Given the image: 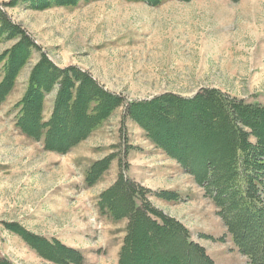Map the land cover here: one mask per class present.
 Returning a JSON list of instances; mask_svg holds the SVG:
<instances>
[{
	"label": "rangeland",
	"instance_id": "1",
	"mask_svg": "<svg viewBox=\"0 0 264 264\" xmlns=\"http://www.w3.org/2000/svg\"><path fill=\"white\" fill-rule=\"evenodd\" d=\"M9 1L0 0L8 17L40 46V51L52 62L61 68L73 65L88 71L105 89L122 95L126 103L67 153L45 150L42 141L28 137L17 126L19 102L26 92L31 70L41 58V53L34 51L33 57L17 76L12 91L0 102V257L8 258L13 264H56L31 258L32 247L21 236L8 230L4 222L19 220L23 224L26 217L37 216L40 208H45L49 214L53 213L52 207L57 206L63 213L59 224L67 230H62L65 233L72 231L73 220L84 223L89 218L90 224L94 223L93 219L101 221L94 213L101 212L97 199L105 190L104 184L120 170V165H124L127 176L145 187L154 185L153 173L157 175L168 168L169 175L173 177L165 182L166 185L193 193L190 197L194 200L184 202L181 195L182 202L167 212L166 200L156 196V192L162 189L153 191L146 187L151 191L149 198L153 204L183 221L192 240L199 242L204 236L201 231L207 228L216 232L212 231L217 229L214 220L223 226L213 201H200L199 196L204 191L193 176L176 160L162 155L163 150L146 135L144 129L123 115L127 103L132 101L150 100L164 93L186 97L195 95L201 89L194 86L203 81L201 59L205 54L202 47L207 48L206 45H212L213 41L224 36L238 39L241 46H246L247 52L252 54L255 50L253 43H245V39H252L255 27L256 35L264 36V7L260 5L264 0H243L253 4L250 7H256L247 12L240 11L239 30L231 34L224 29L215 30L219 20L209 13L207 6L195 3L215 0H163L158 5L144 0H81L75 6L53 4L42 7L28 3L2 6ZM17 40L0 41V55ZM240 69L248 70L243 65ZM212 70L215 72L217 68ZM245 72L241 74L239 88L221 91L239 99L264 103L263 63L257 60L256 66L251 64ZM225 77L227 81V73ZM55 95L56 90L45 98V120L51 116ZM111 154L115 157L111 159L109 169L98 182L88 185L86 174L89 167ZM134 157L139 163L132 169L130 160ZM56 183L60 184L53 188ZM83 197L86 198L85 203L80 208L78 199ZM84 213H89V216ZM89 223L80 230L91 229L92 235L89 231L87 236L83 234L81 240H77L76 246L71 243L75 249L81 250L84 256L82 264H94L101 259L106 264H116V252L112 249L121 242L124 231L125 237L127 223L119 222L118 226L106 232L112 237L108 239L113 244L112 248L94 242L96 232ZM49 230L57 229L52 224ZM224 235L225 239L230 235L234 243L227 228L217 241H222L219 238ZM64 237L68 243L72 239L71 236ZM234 245H224L217 264H250Z\"/></svg>",
	"mask_w": 264,
	"mask_h": 264
},
{
	"label": "trees",
	"instance_id": "2",
	"mask_svg": "<svg viewBox=\"0 0 264 264\" xmlns=\"http://www.w3.org/2000/svg\"><path fill=\"white\" fill-rule=\"evenodd\" d=\"M80 1L11 0L2 6H75ZM144 1L158 5L163 0ZM4 39L18 40L0 55V102L10 94L34 51L41 53L19 102L17 126L28 137L42 141L45 150L67 153L126 103L88 71L57 66L0 5V41ZM54 90L53 110L45 120V98ZM123 118L139 124L166 155L193 176L249 263L264 264V103L203 88L191 97L164 93L129 102ZM114 157L111 154L89 167L88 185L100 180ZM123 167L120 165L117 179L98 199L102 214L127 219L119 264H215L204 246L192 240L188 228L155 206L149 198L151 191L127 176ZM156 196L181 200L173 190H160ZM4 225L47 260L56 264L84 261L79 250L56 238L31 233L18 222ZM225 236L219 240L224 241ZM0 264L13 263L0 257Z\"/></svg>",
	"mask_w": 264,
	"mask_h": 264
},
{
	"label": "crops",
	"instance_id": "3",
	"mask_svg": "<svg viewBox=\"0 0 264 264\" xmlns=\"http://www.w3.org/2000/svg\"><path fill=\"white\" fill-rule=\"evenodd\" d=\"M195 3L201 6H207L209 13L219 20L218 25L214 27L215 30L224 29L226 30L227 33L229 32L230 34L233 33L235 30H239L237 29V24L241 18L240 11L247 12L256 7V6L250 7V6H253V4H249V2L243 1V0H239L237 2L230 1V0H221V1L215 0V1H209V2L200 1V2H195ZM257 4L258 3H256V5ZM260 5L261 7H264V4L263 5L260 4ZM244 14L246 18V13ZM212 31L214 32L213 29ZM256 31L257 30L255 27L253 31L254 34L252 35V39H245V43H248V44H250L251 42L253 43L255 50L253 51L252 54L247 52L246 46H243V47L241 46V41L239 42L238 39H233L231 37L229 38L228 36H224L222 37V39L213 41V44L210 43L212 45H206L207 48H204L201 46L203 48V53L205 54V57L204 58L202 57L201 59L202 60L201 74L203 75V81L199 84H196L194 88L195 89L215 88V89H220L223 91L230 90V89H236V88H239L238 84L241 79V74H246L245 71L249 70L251 64L256 66V62L258 60L261 64L263 63V66H264V36L260 37L256 35ZM235 40H236V43H235ZM226 59L228 60L226 61ZM241 65H243L244 68H248V70H244V69L241 70L240 69ZM216 68L217 70H215V72H212L214 71L212 69H216ZM223 68H231L232 70L225 71ZM226 73L228 76L227 81L225 77ZM162 155L166 156L163 151H162ZM138 163L139 162H138L137 157L132 158L130 160L131 168L133 169V165L137 166L136 164ZM169 166L174 168L173 165H169ZM118 171L119 169L117 170V174H115L113 179H111L108 183L104 184L103 190L115 182V180L118 177V173H119ZM169 173L170 171L168 168H165L164 171H161L160 174H157L159 176L154 175L155 173H153L152 177H154L156 181L152 182V184L154 185H146V187H151L153 191H156L157 189L176 191L180 195H182L184 202L192 201V199L194 200V198L190 197L192 196L193 193L191 194V193H187L184 190L182 191L181 189H178L177 187L171 184L166 185L165 182L171 180L170 178L173 177L172 175H169ZM58 184L60 183H56L53 188H55ZM203 194L199 196L200 201L209 200L207 197L205 196L203 197L202 196ZM45 197H47V194ZM83 198L84 199L82 200L78 199V205L80 208H81V205H84L85 203L84 200L86 198L85 197ZM165 202L166 204L168 203V206L165 207L166 208L165 211L169 212V210L173 209V206L179 205L182 202V199L179 201H167L166 200ZM44 209L45 208H40V212L38 211L37 216H33L34 214L33 215L31 214L32 215L31 217L29 216L26 217L23 224L19 220H16V221L22 224L31 233L44 236L48 239L55 237L59 239L63 244H66L71 247H74V245L76 246L77 240L80 241L83 234L87 236L88 232L91 231V229H89L88 231L86 229L85 231L80 230L81 228L82 229L86 228V223L87 222L89 223V218H86V222L84 223H79L78 221L73 220L72 231H70L69 233H65L63 232L65 229L62 226L60 227V224H59L60 221L63 220L62 219L63 213L60 212L61 207L60 206L52 207V209H54L53 213L50 212L49 214H48V211ZM82 210L86 212L88 211L87 208L85 207H82ZM94 213H96L101 218L102 226L104 225L102 230L98 231V234H97L96 230L98 229L96 228V225L92 222L91 224L89 223V227L91 226L92 230L96 232L97 237L94 242L97 243L99 246H106L108 248H112L113 247L112 242H108V239L112 237L111 236L109 237L106 234V232L111 231L113 229V226H118L119 222L124 221L127 223V219L124 218L121 220H114L107 215H103L100 211L94 212ZM85 214L86 216H89V213H84V215ZM214 221L217 225L215 228L217 229H212V231L216 230V232H210L211 231L210 228H207L201 231V233L204 234V236H202L199 239V243L202 246H204L207 253L212 257L215 264H217V259L221 258L220 251L224 250V245L229 244V243L234 245V243L232 242V238L230 235L226 237L224 242L217 241L218 237L226 233V228L224 224L223 226L218 224L217 222L218 220L217 221L214 220ZM75 223H76V226H75ZM52 224L53 226H56L57 230L55 231L49 230ZM105 234H106V237H105ZM124 234H125V231L121 233L122 235L121 242H118V245L114 249H112V251L115 250L116 252V256L114 257L115 258L114 262H116V264H119V252H120V249L123 243ZM91 235H92V231H91ZM64 236H71L72 239H70L69 243L68 241L65 240L66 237ZM71 243H74V245H72ZM234 246L236 247V245ZM84 248L85 247H80V249H84ZM30 250H31L30 251L31 258L41 259L45 263L51 262L49 260L44 259L42 256H40L38 252L35 251V249L31 248ZM86 256L89 257L90 255L87 254ZM243 256H244L243 258H246L248 260V258L245 255ZM94 264H106V262L104 259H101L95 262Z\"/></svg>",
	"mask_w": 264,
	"mask_h": 264
},
{
	"label": "built area",
	"instance_id": "4",
	"mask_svg": "<svg viewBox=\"0 0 264 264\" xmlns=\"http://www.w3.org/2000/svg\"><path fill=\"white\" fill-rule=\"evenodd\" d=\"M93 221H94V223L96 224L97 229H98V230H101V229H102V224H101V222H100V221H97L96 219H93Z\"/></svg>",
	"mask_w": 264,
	"mask_h": 264
},
{
	"label": "bare ground",
	"instance_id": "5",
	"mask_svg": "<svg viewBox=\"0 0 264 264\" xmlns=\"http://www.w3.org/2000/svg\"><path fill=\"white\" fill-rule=\"evenodd\" d=\"M171 255V254H170ZM169 257V256H168Z\"/></svg>",
	"mask_w": 264,
	"mask_h": 264
}]
</instances>
